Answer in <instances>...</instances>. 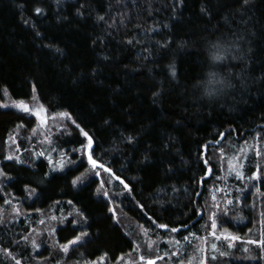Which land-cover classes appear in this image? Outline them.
Returning <instances> with one entry per match:
<instances>
[{
  "label": "trees",
  "instance_id": "1",
  "mask_svg": "<svg viewBox=\"0 0 264 264\" xmlns=\"http://www.w3.org/2000/svg\"><path fill=\"white\" fill-rule=\"evenodd\" d=\"M73 120L112 174L74 151ZM170 237L190 238L179 258ZM262 240L264 0H0V264H185L195 243L205 264H264Z\"/></svg>",
  "mask_w": 264,
  "mask_h": 264
},
{
  "label": "snow or ice",
  "instance_id": "2",
  "mask_svg": "<svg viewBox=\"0 0 264 264\" xmlns=\"http://www.w3.org/2000/svg\"><path fill=\"white\" fill-rule=\"evenodd\" d=\"M247 2H248V0H244V3L245 4H247ZM201 11L204 12L205 9L202 8ZM34 12H35L36 15H40L43 12V9L40 8V7H36L34 9ZM98 19L103 20V17L102 16L101 17H98ZM24 22L25 23H28L29 21L25 20ZM37 35H39V33H37ZM212 58L215 59V60H220L222 57L219 54H214ZM172 73H173V75H175L174 69L172 70ZM210 75H213V74H210ZM210 82H212V83H219V84L223 85V81H210ZM229 86H231V85H229ZM5 93H6V90H5ZM156 95H157V93L156 92H153V96L155 97ZM4 106H7V105H4ZM13 106L16 107L17 109L22 110L25 113H28L30 111L29 105L26 104V103H24V102H14V105ZM43 111H45V110H44L43 106H41L39 111L33 113V114L36 115L37 119L40 121L41 126H43L47 122V119H48L47 116H44V117H41L40 116V112H43ZM56 115L59 116L62 119H64V118H66V119H72V117L67 112H60V113H57ZM72 122H73V124H75L76 128H78L80 130L81 134L84 137L87 138V143L85 145H81V148L80 149H77V150H74V151H82V152H84L87 155L88 164L90 165L91 170L94 171L97 176L100 175V173L98 171H96L97 169H103L104 172L109 173V174H112V169L111 168L105 167L104 164L99 163L98 160L94 158V155H93V153H94L93 145H94V142H95L94 141V138L92 136H90L86 131H84V129L81 128L79 124H76L75 120H73ZM105 123H108V122L105 121ZM33 131H35V129H33ZM221 135H223V133H221ZM134 139L135 138L133 136H131V135H129V136L126 137V140L130 144L134 142ZM39 155H44V153H39ZM7 159H12V157L9 156V157H7ZM64 163H65L64 160L58 161L57 162V167L60 168V169H62L64 167ZM67 163L74 164L75 161L68 160ZM49 164L50 165L52 164V161L51 160H49ZM54 170H56V169H54ZM44 175L47 176L48 173L46 172ZM237 175H240V173H237ZM255 177H256V173L254 172L252 178H255ZM82 179H83V174H81V176L75 177L72 180L73 186H75L77 184V182L82 181ZM115 179L120 180V177L116 176ZM120 182L122 184H124V187L125 188H128V185L125 184L123 180H120ZM104 183H105L104 181L101 182V184L97 188V192H100L103 189ZM32 191H35V189H32ZM103 195L105 197H107L108 193L105 191V192H103ZM5 203H7V201H5ZM68 203L71 204L72 201H69ZM13 210L15 211V209H13ZM109 211H112V209H109ZM80 215L83 216L82 213ZM113 218H115V216H113ZM51 219H56V217L53 216V217H51ZM60 222L63 223L64 222L63 219H61ZM41 223H43V221H41ZM72 223L73 224H78V223H80V221L73 220ZM216 226H217L216 225V221H215V219H213V221H212V227L213 228H216ZM158 227H160V228H166L167 225L160 224V225H158ZM171 231L172 232H176L177 229L176 228H172ZM212 234L215 235V233H212ZM88 235H89L88 232L81 231L75 237H73L72 239H69L66 243H64V244H58L57 247L59 248L60 251H62L64 253H68L69 252V249H70V246H76V245H78ZM185 239H187V237H185ZM217 239H219V237H217ZM231 239L232 240H235V239H238V237H234L233 236V237H231ZM152 243L153 242L149 241V245L148 246L151 247L152 246ZM250 243L260 244L261 247H262V251H264V240H262V241H251ZM32 247L34 249L39 247V245L36 243L35 240L32 241ZM212 247L213 248H216V245L213 244ZM229 247H231V244H229ZM5 251H7V250H5ZM223 254L224 253H221V255H223ZM172 255L175 256V255H177V253L174 252V253H172ZM140 259L141 260H145V257L144 256H141ZM99 261L102 262L103 261V257H100L99 258ZM16 264H20V261L17 260L16 261ZM86 264H98V261L93 260V261L86 262ZM133 264H134V262H133ZM146 264H154V261L152 259H147L146 260ZM181 264H183V262H181ZM200 264H205V262H204L203 259L200 260Z\"/></svg>",
  "mask_w": 264,
  "mask_h": 264
},
{
  "label": "rangeland",
  "instance_id": "3",
  "mask_svg": "<svg viewBox=\"0 0 264 264\" xmlns=\"http://www.w3.org/2000/svg\"><path fill=\"white\" fill-rule=\"evenodd\" d=\"M39 110H40V107L36 105V106H33V108H32L31 111L34 113V112H37ZM16 111L18 113L23 112L22 110L17 109V108H16ZM40 116L41 117H44V116H47L48 117L47 122L43 126H41L40 121L37 119L38 124H39L38 126L40 128H42L43 132H46L47 133V134H43V137L41 138V141H43V140H47L48 139V137H49L48 134H50L49 131L52 130L53 127H58L59 125H58V122L57 121H53L52 117L51 116H48L45 111L40 112ZM48 158L51 161L53 160L50 157H48ZM243 164H244V157L239 160V166L238 167L240 168ZM55 166H57V163L55 164ZM237 173H240V175H237ZM235 175L237 177H241L242 176L241 170L240 169L237 170L235 172ZM221 232L223 233V231H221ZM223 234H227V233H223ZM188 240H190V238H188V237H187V239H184L183 241L175 240L173 237L168 238L166 240V247H165V249H163L162 255L166 256L169 259L170 257H173L174 256V255H172V253L175 252V253H177V255H175V256L177 258H179L180 256L183 255V253H185V247H186L185 244H186V242ZM152 245L154 246L155 249H157L159 247L157 244H154V243H152ZM202 248H203V245L201 243L200 244H196V243L195 244H192L191 248H188V250H187V252H188L187 255H188V260L189 261L187 263H185V264H199L200 263V260L203 259V258H201V256H196V254L199 253L198 251H200ZM158 250H160V249H158ZM138 254H139L140 257L142 256L141 253H138Z\"/></svg>",
  "mask_w": 264,
  "mask_h": 264
}]
</instances>
